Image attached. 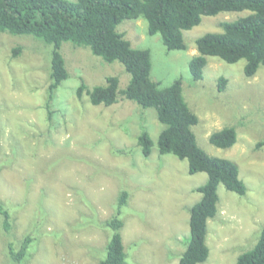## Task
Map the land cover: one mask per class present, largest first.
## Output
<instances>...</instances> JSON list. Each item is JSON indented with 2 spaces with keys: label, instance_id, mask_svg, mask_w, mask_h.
I'll return each instance as SVG.
<instances>
[{
  "label": "rangeland",
  "instance_id": "obj_1",
  "mask_svg": "<svg viewBox=\"0 0 264 264\" xmlns=\"http://www.w3.org/2000/svg\"><path fill=\"white\" fill-rule=\"evenodd\" d=\"M248 14L202 17L183 32V51H169L159 34L150 36L145 19L125 20L117 28L134 49L150 51L151 78L161 89L182 81L183 97L199 118L192 128L198 146L211 157L233 161L247 187L240 196L219 186L204 264H236L264 226V66L246 78L245 60L228 64L209 57L201 81L189 70L197 39L222 33V24ZM52 51L33 35L0 33V205L10 212L12 225L5 233L0 218V264H11L7 244L17 245L27 234L36 242L26 264H97L110 237L103 224L116 213L122 191L129 193L121 231L125 264H178L189 236V209L200 201L196 189L207 174L190 175L187 161L158 153L164 125L155 109L120 94L110 107L91 104L86 91L112 76L119 79V91L125 90L130 76L121 63H107L87 47L62 44L69 78L57 89L49 118ZM220 78L227 81L223 91ZM82 82L86 91L78 97ZM224 127L237 132L236 144L226 150L209 142ZM143 130L155 143L147 158L138 145Z\"/></svg>",
  "mask_w": 264,
  "mask_h": 264
},
{
  "label": "trees",
  "instance_id": "obj_2",
  "mask_svg": "<svg viewBox=\"0 0 264 264\" xmlns=\"http://www.w3.org/2000/svg\"><path fill=\"white\" fill-rule=\"evenodd\" d=\"M249 14L233 22L222 24V33H208L196 40L197 55L189 62L194 81H201L209 57L228 64L245 60L244 75L254 77L264 66V0H0V33L33 35L53 46L45 108L51 117V103L61 84L69 78L65 59L60 50L63 43L87 47L93 55L107 63L119 62L130 76L125 90L119 91V79L108 77L104 86L86 91L82 82L77 96L87 92L94 106L110 107L117 103L120 94L143 109L153 108L159 122L164 125L156 142L162 156L172 154L188 162L190 175L205 173L207 181L196 191L201 199L189 209V236L186 249L178 264H204L210 254L207 245L208 222L218 214L219 186L244 196L247 187L239 178V168L231 160L211 157L197 143L192 128L199 123L183 97L182 81L175 80L161 89L152 80L151 53L147 49H134L118 31L125 20L145 19L150 36L159 34L169 51L187 49L184 31L198 26L202 17L221 13L244 12ZM21 48L14 49L17 55ZM219 79V91L226 86ZM209 142L219 149H230L237 142V132L224 127L213 132ZM144 157H149L155 146L148 131L138 137ZM129 193L118 197L116 213L104 222L110 231L104 259L97 264H125L127 253L123 244L122 214ZM0 218L5 233L11 230V214L0 205ZM36 237L25 235L16 245L7 244V257L11 264H26L31 257ZM236 264H264V226L256 245L242 253Z\"/></svg>",
  "mask_w": 264,
  "mask_h": 264
}]
</instances>
